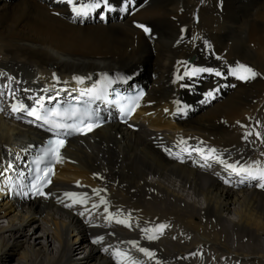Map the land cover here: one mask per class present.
Returning a JSON list of instances; mask_svg holds the SVG:
<instances>
[{"label": "bare ground", "instance_id": "obj_1", "mask_svg": "<svg viewBox=\"0 0 264 264\" xmlns=\"http://www.w3.org/2000/svg\"><path fill=\"white\" fill-rule=\"evenodd\" d=\"M110 7L116 15L82 21L57 0H0V264H264V187L230 179L200 154L215 149L229 164L264 168V0H110ZM238 64L258 75L228 78L213 103L204 95L219 76L185 75L227 74ZM106 72L133 76L147 91L132 128L108 119L69 140L50 200L10 197L9 175L45 136L17 119L16 98L4 105L6 93L18 91L31 108L55 85L72 90L70 78ZM149 225L166 227L150 240Z\"/></svg>", "mask_w": 264, "mask_h": 264}, {"label": "snow or ice", "instance_id": "obj_2", "mask_svg": "<svg viewBox=\"0 0 264 264\" xmlns=\"http://www.w3.org/2000/svg\"><path fill=\"white\" fill-rule=\"evenodd\" d=\"M57 2H62L69 5L71 12L76 17L87 16L90 11L100 9L102 6L106 10H112L110 7V0H57ZM137 27L141 26L137 25ZM144 31L148 32V29L144 28ZM204 72H208L211 74L212 70L208 68H193L191 69V71H186L185 75H187L189 78H192ZM214 74L217 76L221 75L219 71L215 72ZM230 74L242 80L254 79L258 75L257 72H255L251 67L243 64H238L235 68L230 69ZM183 78V76H178V79ZM81 95L88 96L89 101L102 98L101 92L95 89L90 90L89 92H82ZM212 96L213 93L210 91L207 93L205 99L207 100ZM37 103L39 104V102ZM76 103L79 104L80 101H77ZM39 109L43 111L38 110L37 107L27 108L23 104L13 105V111H23L26 113V115L34 117L35 120L42 121L43 124L48 125L49 131H55L57 135L60 134L61 130H64L65 133H67V131L84 133L85 129L87 131H92L93 127L98 126V123H94V114L91 112L88 105L80 108L74 106L73 104H69L67 107L62 108L61 105L57 103L56 107L53 109H44L43 104H39ZM68 121H72V123H68ZM86 121L87 123H85ZM81 125H83V127H81ZM63 145L64 141L62 139H57L55 142H50L49 147L45 149L44 155H51L55 158L56 162H60L62 159V157L60 156V148H62ZM215 152V149H210L207 154H200L205 162L209 160H215L216 162L221 163L226 171H231L238 176H246L251 179L264 181V168L257 167L254 170L252 166L237 167V165L235 164H229L226 161L219 159L217 156H215ZM9 167H11V164H9ZM51 172V168H44L43 175L37 177L38 182L31 185V190L35 191V193L38 195L45 196L46 193L43 192L42 186H47V184L51 183L49 179V175ZM225 182L227 183L228 181ZM260 186L264 187V183H261ZM66 195L73 201V203H85V197L83 196L77 197L74 193H66ZM101 202L105 203L103 200ZM93 207H95V205H93ZM109 219H112V217L109 216ZM117 222L125 223V221ZM165 227V225H160L157 229H155V231L162 232ZM147 238L151 240L155 239V236L148 235ZM99 242V240L93 241V243ZM133 247H135V245H133ZM105 251H107V249H105ZM140 251L143 252L146 256H149V258H151L153 255L145 249H140ZM115 255L117 257H123L124 260L129 259L125 253L119 251H117ZM119 264H124L123 260L120 261ZM132 264H135V262L133 261Z\"/></svg>", "mask_w": 264, "mask_h": 264}, {"label": "rangeland", "instance_id": "obj_3", "mask_svg": "<svg viewBox=\"0 0 264 264\" xmlns=\"http://www.w3.org/2000/svg\"><path fill=\"white\" fill-rule=\"evenodd\" d=\"M6 1H7V0H6ZM8 1H9V0H8ZM102 12H103V11H102V8H100L99 11L97 12V14H95L94 16H89V17H87V18H88V20L93 19V20H95V21H102V20L100 19V17H99V15L102 14ZM110 14H112V16H113L114 14L116 15L117 13H114V14H113V13H110V11H109L108 13L105 14V20L110 16ZM98 18H99V19H98ZM85 19H86V18H85ZM143 76L149 78L148 75H147V72H145V71L143 72ZM72 83H73V82H72ZM213 102H215L214 99L211 101V103H213ZM262 116H263V118H262V120H263L262 123L264 124V114H263ZM262 126H263V125H262ZM255 128H256V127H255ZM255 128H254L253 131H254V134L257 135V132H256V129H255ZM259 133H260V132H259ZM260 134L263 135L262 133H260ZM260 134H259V137H260ZM257 136H258V135H257ZM262 138H263V137H262ZM11 215L13 216V215H15V213H13V214H11ZM12 216H10V217H12ZM7 221H8V220H5V223H7ZM147 228H149V229H148V233L150 234L151 231L153 230V229H152V226L149 225ZM225 258H226V257H224V262H222V263H225ZM228 261H229V260L226 259V262H228ZM232 261H233V260H232ZM229 262H230V261H229Z\"/></svg>", "mask_w": 264, "mask_h": 264}]
</instances>
